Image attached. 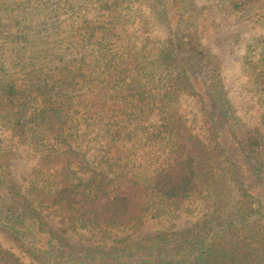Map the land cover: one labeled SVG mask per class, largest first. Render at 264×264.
<instances>
[{"label": "trees", "instance_id": "obj_1", "mask_svg": "<svg viewBox=\"0 0 264 264\" xmlns=\"http://www.w3.org/2000/svg\"><path fill=\"white\" fill-rule=\"evenodd\" d=\"M131 1L0 0V127L37 159L24 189L0 138V231L40 264H264V109L257 125L237 113L195 0H145L167 30L158 44L131 29ZM231 5L264 21V0ZM257 49L248 82L264 107V36ZM196 198L200 220L96 241ZM0 264L25 263L0 242Z\"/></svg>", "mask_w": 264, "mask_h": 264}, {"label": "rangeland", "instance_id": "obj_2", "mask_svg": "<svg viewBox=\"0 0 264 264\" xmlns=\"http://www.w3.org/2000/svg\"><path fill=\"white\" fill-rule=\"evenodd\" d=\"M195 7L199 11L204 43L210 52L221 61L223 81L237 113L246 124H259V117L264 107L261 106L257 95L250 90L247 63L250 59L257 57L258 41L264 36V21L245 18L240 11L232 7L231 0H195ZM128 14L134 22L131 29H135L139 41L145 39V41L153 42L155 40L158 44L159 40L167 36V30L152 15L145 0H132ZM182 109L187 115L188 123L193 132L203 137L211 148L214 147L213 140L204 128L198 99L196 97L183 98ZM0 138L7 149H14V156L11 160L14 177L18 184L27 189L30 185L31 172L37 164L36 157L26 145L19 144L17 139L12 137L10 130L3 125L0 127ZM214 156V163L219 162L216 151ZM93 160L96 159L93 158ZM221 182L223 186L229 183L233 188L236 187L235 182L226 179ZM237 201L238 194L236 192L233 200L225 205L226 208L235 209L238 206ZM205 204L204 199L196 198L183 202L171 214L159 218H155L149 213L146 215L143 225L112 229L111 235L109 233V236L103 239H101V233H98L95 235L96 241L101 240L102 244L110 246L113 243L112 239H119L122 236L129 235L136 239L159 230L183 227L205 216L208 211ZM52 217L54 219L53 221L50 220L51 223L58 224L59 217L55 215ZM69 234L78 245L96 243L95 238L91 236L92 234L86 230H79L73 235L72 233ZM0 242L3 247L10 249L19 256L25 264H40L22 251L2 231H0Z\"/></svg>", "mask_w": 264, "mask_h": 264}]
</instances>
